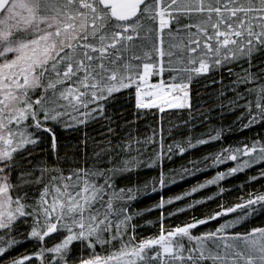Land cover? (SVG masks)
<instances>
[{
    "label": "snow or ice",
    "instance_id": "6c2138e0",
    "mask_svg": "<svg viewBox=\"0 0 264 264\" xmlns=\"http://www.w3.org/2000/svg\"><path fill=\"white\" fill-rule=\"evenodd\" d=\"M201 81L217 87L197 112ZM125 94L137 119L165 107L188 119L145 135L132 121L117 131L108 105ZM237 112L238 130L261 131L227 144L233 128L211 126L213 114ZM94 123L98 137L85 131L74 146L80 159H61L53 127ZM45 132L56 156L36 160ZM241 173L242 190L264 180V0H0V264H264V186L223 203ZM209 200L221 201L216 210L165 226ZM153 212L158 231L142 236Z\"/></svg>",
    "mask_w": 264,
    "mask_h": 264
},
{
    "label": "trees",
    "instance_id": "16d2710c",
    "mask_svg": "<svg viewBox=\"0 0 264 264\" xmlns=\"http://www.w3.org/2000/svg\"><path fill=\"white\" fill-rule=\"evenodd\" d=\"M165 80H167V77H165ZM217 86H208L207 81H201L200 83H193L192 85V100H193V107L196 109V111L202 110L203 102L207 101L208 103H211L210 99V93L214 92V89ZM218 111V110H217ZM108 112L113 115L116 119V122L121 125V128L117 129V131H122L123 127L125 126L126 121H132L135 123L136 127H138L139 132L141 135L150 134V131L152 129H159L160 126L167 129L171 126V124H181L183 120L188 119L187 110H180V109H170L165 107L163 112H160L158 109H151L148 111L147 114L141 116L139 119L136 118V109L133 106V103L130 99H126L125 96H118V98L114 101H112L108 105ZM196 114V113H194ZM239 113H232L229 115H226L223 118V121L216 119V113L213 114L214 119L211 122V126H215L218 124L223 123V125L227 128L231 126L233 130L231 132H227L225 135V143L227 144H238L241 141H243L245 138L251 139L254 135V132H260L261 129L255 128L253 130H238L235 125L232 124V122L235 120V117ZM115 126V125H114ZM130 126V125H129ZM101 124L100 123H94L90 124L86 129L81 127L79 130H73L71 128H65L62 125H56L53 127V131L55 132L56 136V143L59 146V156L63 160H68L69 162L75 160H79L80 158L75 155V153L78 151L77 147L80 144V141L82 139L83 133L87 131L89 136L91 137H98L99 132L101 131ZM207 130L205 125H198L196 128L197 133H202ZM185 134L187 132L185 131ZM51 142V135L47 132L44 133L43 137V143L40 145V147L33 149V156L36 160H49V159H55L56 153H54L50 147ZM218 147L217 144H209L204 145L201 147H198L195 150H192L190 153H186L183 157H176L173 164H170L169 167H179L181 164H185L189 158L193 157H201L204 154L214 151ZM90 154V153H89ZM234 162L229 161L227 165H221L220 170H224L226 167L233 166ZM64 167L65 165H61ZM215 172V169H212L210 171L200 172L197 173L195 176H192L190 178H187L185 181H182L176 185H172L171 189L167 192V195H174L177 193L184 192L187 190L190 186L196 184L197 182L203 181L205 177H211ZM250 174H255L254 172H251ZM152 175H155V173H152ZM143 178V177H141ZM246 180V176L241 173L238 174L234 178H230L226 182V186L228 188H231L232 191L229 193H226L223 199V203L229 204L235 201L236 197L241 194H246L249 191H252V189H255L257 191L262 189V186H264V180H261L259 182H252L249 185H245V188L242 190L241 188L237 187L238 185L244 184ZM216 191V188L214 186L209 187L208 189H203L199 193L194 194L197 198H200L204 195H211ZM156 200V197L153 196L152 199L145 198L138 207L140 208H148L150 207ZM220 200H209L203 204L197 205L194 209L188 210L184 213H179L178 215L168 218L165 220V226L171 227L178 224H181L184 221H188L191 217H201L202 214H207L211 211H214L217 209V204L220 203ZM182 203V202H178ZM147 220L153 221L152 224H146L145 220L140 221V227L138 231L140 234L143 235H152L155 234L158 231V228L155 224V221L157 219V213H149L146 214ZM262 223V218H255L251 224H249V227L252 226H259ZM215 224V221L210 222L208 225L204 226H198L200 231H203L205 227L211 228ZM27 250H32V245H27ZM21 251H24L22 248Z\"/></svg>",
    "mask_w": 264,
    "mask_h": 264
},
{
    "label": "rangeland",
    "instance_id": "374dc122",
    "mask_svg": "<svg viewBox=\"0 0 264 264\" xmlns=\"http://www.w3.org/2000/svg\"><path fill=\"white\" fill-rule=\"evenodd\" d=\"M234 164H235V162H234ZM234 166V165H233Z\"/></svg>",
    "mask_w": 264,
    "mask_h": 264
}]
</instances>
